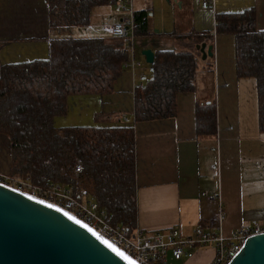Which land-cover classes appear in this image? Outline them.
<instances>
[{
  "label": "crops",
  "instance_id": "0c3cea01",
  "mask_svg": "<svg viewBox=\"0 0 264 264\" xmlns=\"http://www.w3.org/2000/svg\"><path fill=\"white\" fill-rule=\"evenodd\" d=\"M204 1L212 6L203 9ZM132 8L146 12L148 35L134 37L113 92L68 97L67 112L53 119L54 127L133 126L134 89L151 77L141 52L183 51L188 36L211 35L196 46H212V57L203 60L195 46L196 90L176 96L175 117L134 124L136 227L149 233L179 228L184 236L199 227L229 238L241 227L264 224V132L257 128L255 85L236 76L234 37L213 35L215 15L250 8L263 31L264 0H132ZM122 17L112 4L97 6L88 25L53 30L45 0H0V69L46 60L53 38L109 36V26ZM211 101L216 135L199 138L195 109ZM9 170L8 140L0 135V171ZM214 256L212 245L194 247L180 260L168 252L164 264H211Z\"/></svg>",
  "mask_w": 264,
  "mask_h": 264
},
{
  "label": "trees",
  "instance_id": "16d2710c",
  "mask_svg": "<svg viewBox=\"0 0 264 264\" xmlns=\"http://www.w3.org/2000/svg\"><path fill=\"white\" fill-rule=\"evenodd\" d=\"M115 0H45L51 29L82 27L94 7ZM134 37L148 35L144 11L133 13ZM213 35H232L238 79L255 85L257 128L264 132V30L256 26L253 8L215 15ZM211 35L188 36L183 51L154 54L151 77L134 89L133 126L55 128L53 119L67 112L70 96H104L113 92L131 42L103 38H53L44 61L0 69V135L8 140L11 175L36 185L60 183L84 189L111 223L136 227L134 124L175 117L178 94L196 90L199 53L195 46ZM196 134L215 137V102L197 105ZM81 164V171L73 168Z\"/></svg>",
  "mask_w": 264,
  "mask_h": 264
},
{
  "label": "built area",
  "instance_id": "2783aa9c",
  "mask_svg": "<svg viewBox=\"0 0 264 264\" xmlns=\"http://www.w3.org/2000/svg\"><path fill=\"white\" fill-rule=\"evenodd\" d=\"M113 6L116 12L125 14L126 17H122L119 22L110 26L107 32L116 38L129 39L132 44L135 28L132 0H115ZM210 6L212 5L209 1L201 3L203 9ZM127 66V62L124 63V67ZM124 121L128 122V119L124 118ZM80 171L81 164L78 162L73 172L78 174ZM0 184L65 212L87 226L135 264H164V257L168 252L174 259L180 260L186 255L187 249L208 245H212L215 249L211 264H228L239 252L245 240L264 234V224L256 222L235 230L229 238L199 227L190 236H184L179 228L149 233L137 227L131 229L125 225L111 223V216L106 214L81 188L75 189L72 186L49 182L36 185L27 179L1 171ZM221 218L220 211L219 219Z\"/></svg>",
  "mask_w": 264,
  "mask_h": 264
},
{
  "label": "water",
  "instance_id": "95a60500",
  "mask_svg": "<svg viewBox=\"0 0 264 264\" xmlns=\"http://www.w3.org/2000/svg\"><path fill=\"white\" fill-rule=\"evenodd\" d=\"M196 49L212 57V46ZM141 55L153 63L150 50ZM109 245L58 208L0 184V264H135ZM228 264H264V234L245 240Z\"/></svg>",
  "mask_w": 264,
  "mask_h": 264
},
{
  "label": "snow or ice",
  "instance_id": "6c2138e0",
  "mask_svg": "<svg viewBox=\"0 0 264 264\" xmlns=\"http://www.w3.org/2000/svg\"><path fill=\"white\" fill-rule=\"evenodd\" d=\"M109 246L112 247L111 245H109ZM113 250L118 252V250L115 249V248H113ZM118 254L121 255V256H123V253H119V252H118ZM124 258L127 259V257H124ZM130 264H131V262H130Z\"/></svg>",
  "mask_w": 264,
  "mask_h": 264
},
{
  "label": "rangeland",
  "instance_id": "374dc122",
  "mask_svg": "<svg viewBox=\"0 0 264 264\" xmlns=\"http://www.w3.org/2000/svg\"><path fill=\"white\" fill-rule=\"evenodd\" d=\"M114 25V24H113ZM112 26V25H111ZM110 27V26H109ZM108 30V29H107ZM252 84H253V80L252 79H250L249 80ZM8 173H10L11 174V172H10V170L8 171Z\"/></svg>",
  "mask_w": 264,
  "mask_h": 264
}]
</instances>
